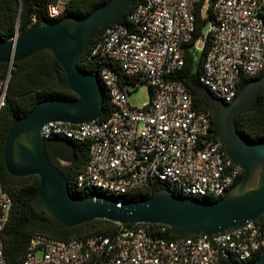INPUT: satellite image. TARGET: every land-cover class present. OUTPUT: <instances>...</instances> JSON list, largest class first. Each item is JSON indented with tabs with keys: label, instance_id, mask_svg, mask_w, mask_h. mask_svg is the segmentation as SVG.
<instances>
[{
	"label": "built area",
	"instance_id": "2783aa9c",
	"mask_svg": "<svg viewBox=\"0 0 264 264\" xmlns=\"http://www.w3.org/2000/svg\"><path fill=\"white\" fill-rule=\"evenodd\" d=\"M70 0H51L46 17L61 16ZM264 0H137L126 24L101 30L84 55L95 67L109 111L104 118L79 124L50 121L40 128L45 140L64 137L87 143V159L74 178L76 190L92 188L116 198L164 181L174 194L217 199L236 183L240 168L227 158L221 141L208 136L210 114L196 109L187 88L171 74L180 69L195 30L199 4L208 39L201 59L199 82L216 98L229 102L242 79L264 69ZM32 23L35 17L31 18ZM202 29V31H203ZM19 33L16 28L13 36ZM196 57V56H195ZM194 57V58H195ZM114 69L142 80L151 90L141 106L128 101ZM9 69L0 75V109ZM120 199V198H119ZM12 199L0 185L1 231ZM249 221L230 232L208 237L162 236L144 223L122 226L109 235L58 240L33 234L18 264H222L244 263L264 250L260 223Z\"/></svg>",
	"mask_w": 264,
	"mask_h": 264
},
{
	"label": "water",
	"instance_id": "95a60500",
	"mask_svg": "<svg viewBox=\"0 0 264 264\" xmlns=\"http://www.w3.org/2000/svg\"><path fill=\"white\" fill-rule=\"evenodd\" d=\"M133 0H106L84 15L33 23L17 35L0 40V63L20 61L39 50H49L60 66L72 98L48 97L10 122L2 159L15 176L35 174L38 187L30 199L36 213L52 223L71 227L103 219L122 226L138 223L166 225L169 234L215 237L235 230L264 213V140L250 141L235 126V115L254 104L264 91V74L245 83L229 102L199 87L209 105L230 162L239 167L240 179L217 199L207 201L159 188L147 196L119 199L106 194L73 196L61 170L47 157L40 128L50 121L79 124L97 120L104 107V90L96 74L78 66L91 40L117 24ZM248 264H264V250Z\"/></svg>",
	"mask_w": 264,
	"mask_h": 264
},
{
	"label": "trees",
	"instance_id": "16d2710c",
	"mask_svg": "<svg viewBox=\"0 0 264 264\" xmlns=\"http://www.w3.org/2000/svg\"><path fill=\"white\" fill-rule=\"evenodd\" d=\"M51 0H0V40L8 39L13 36L15 29L19 32L33 24L32 16L35 17L34 23L56 20L69 15H84L93 8L106 0H70L65 12L53 19L46 17V4ZM137 0L127 8L120 24L127 23V12ZM260 16L264 21V2L261 5ZM205 20L201 17L199 4L195 9V30L189 45L202 36V29ZM99 34L94 36L91 44ZM208 39H203L201 55L188 50L185 56L183 66L174 71L171 77L180 81L189 91L193 105L196 109H204L210 114V128L208 136L217 139V129L213 119V113L209 105L203 100L199 87L202 85L198 76L200 73L201 59L207 48ZM88 47L84 50L78 60V66L84 70L97 74L94 66L84 62V55ZM196 56V57H195ZM195 57V58H194ZM9 69V81L6 90V96L0 109V185L6 190L12 199L8 220L6 221L1 237L3 241V256L9 264H18L28 246L30 237L36 233H42L58 240L79 239L83 240L92 233H102L104 235L112 234L119 227V224L95 219L80 223L71 227H63L52 223L46 217L36 213L30 203V199L35 193L39 178L35 174L26 176H15L9 174L3 164L2 152L4 138L13 118L25 114L37 101L48 97L72 98L75 94L67 86L63 72L55 61L49 50H39L27 58L14 61L11 64L0 63V75H4ZM118 76V82L121 86L135 83L131 77L114 69ZM264 74V69L255 77L242 79L238 85V90L251 79L260 77ZM135 81H141L134 79ZM237 90V91H238ZM150 93L151 90L149 89ZM109 111L106 96L104 95V107L100 118H104ZM234 122L237 131L250 141L264 140V91L258 94L254 104L246 109L239 111ZM45 153L48 159L56 165L67 179L68 189L73 196L100 195L103 192L92 189L82 188L76 190L74 178L87 159V143H77L64 137H54L44 140ZM67 162L62 167L55 162L56 158ZM241 170L237 181L241 177ZM236 181V182H237ZM159 188H168L164 181H155L149 187L135 190L127 194L118 196L120 199H135L147 196ZM203 200H214L210 197H204ZM260 223L264 233V213L257 220ZM151 231L157 232L160 227L164 230L162 236L167 239H173L176 236L169 234V228L166 225L156 223H144ZM194 236V235H192ZM257 253L252 259L241 264H248L255 259ZM222 264H239L233 261L224 260Z\"/></svg>",
	"mask_w": 264,
	"mask_h": 264
},
{
	"label": "rangeland",
	"instance_id": "374dc122",
	"mask_svg": "<svg viewBox=\"0 0 264 264\" xmlns=\"http://www.w3.org/2000/svg\"><path fill=\"white\" fill-rule=\"evenodd\" d=\"M205 33V28L202 31ZM203 46V38L200 37L197 43L195 44L196 53L201 55ZM132 85L127 87L128 90V101L133 106H141L142 104L148 102L151 97V93L149 91V87L146 83L141 81H134ZM62 165H66L67 162L61 161Z\"/></svg>",
	"mask_w": 264,
	"mask_h": 264
},
{
	"label": "flooded vegetation",
	"instance_id": "af4514ba",
	"mask_svg": "<svg viewBox=\"0 0 264 264\" xmlns=\"http://www.w3.org/2000/svg\"><path fill=\"white\" fill-rule=\"evenodd\" d=\"M61 161H64V160H62V159H60V158H56V160H55V162H56V164L58 165V166H60V167H62L63 165L61 164ZM64 162H66V161H64Z\"/></svg>",
	"mask_w": 264,
	"mask_h": 264
}]
</instances>
